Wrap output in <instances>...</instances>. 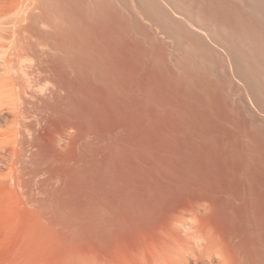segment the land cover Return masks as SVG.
<instances>
[{
	"label": "rangeland",
	"instance_id": "rangeland-1",
	"mask_svg": "<svg viewBox=\"0 0 264 264\" xmlns=\"http://www.w3.org/2000/svg\"><path fill=\"white\" fill-rule=\"evenodd\" d=\"M23 1L54 59L0 119V264H132L173 224L264 264V0Z\"/></svg>",
	"mask_w": 264,
	"mask_h": 264
},
{
	"label": "bare ground",
	"instance_id": "bare-ground-1",
	"mask_svg": "<svg viewBox=\"0 0 264 264\" xmlns=\"http://www.w3.org/2000/svg\"><path fill=\"white\" fill-rule=\"evenodd\" d=\"M4 1L2 0V2H0V25H1V23L4 25H6V23H7V26L9 24L13 25L12 31H13V35H14V40H13V38H11L13 40L11 42L10 41L11 39H9L10 37H7V38L15 46L13 45L12 46L13 48H11V50H14L10 54L11 58H9L6 61L7 62L6 66L10 64V66H7L10 68V70H9V68L7 70H9V72L10 71H13V72H11L12 74L10 77L8 76L9 74L7 71L4 72V73H6V75L7 74L8 75H7V79H5V84L3 86H2V81L4 82V80H2V81L0 80V82H1L0 83V86H1L0 97L2 98V100L0 98V119L3 118L5 115L11 116L10 122H11V124H13L14 131H15L13 133H15V136H17L19 133H21L20 131L22 130V127L24 126L23 124H25L23 122L24 118L25 119L27 118L26 116L28 113L32 114L30 112L32 111L33 108L36 107L35 101L40 98L39 97L36 100L34 99L36 94L34 93V91H33L34 88L32 86L34 84H36L37 81L39 83V79L41 80V78H48V75L50 74V66H52L51 63H52V60L54 59L53 58L51 60V58H52L51 55L54 54V52L50 55V53L48 52L49 47L46 48V49H48L47 52L42 50L40 53V51H37V50H39V48L35 47V43H38V42H35V43L32 42L31 37H30V33H29L31 30H28L26 28V26L28 24H26V26H24V24L22 25L20 23L21 18H22V22H23V16H24V15L20 14L21 12H23L22 10L24 9V8L22 9V3H21L23 0L22 1L11 0L8 4H6L7 1L6 2H4ZM25 2H27V1H25ZM32 3H33V1H32ZM36 3H35V5L38 6ZM28 4L30 5V3H28ZM35 5H34V7H35ZM34 7H32V8H34ZM29 10H30V8H29ZM29 10L27 12H29V14H31L30 11H32V10H30V11ZM34 11H35V9L33 10V12ZM27 12H26V14H27ZM20 15H22L21 18L19 17ZM35 17H36V15H35ZM29 18H30V16H29ZM31 19H33V18L31 17ZM38 19L40 20V18H38ZM186 20H187V18H186ZM31 22H33V21H31ZM184 22H185V20H184ZM189 22H190V20H189ZM187 23H188V21H187ZM191 23H192V21H191ZM37 24L39 25V22ZM197 24H199V23H197ZM198 26H200V25H198ZM190 27H194V26L190 25ZM1 28H2V26H1ZM37 28H38V26H37ZM198 28H200V27H198ZM6 29H7V27H6ZM8 29H10V28H8ZM30 29H33V28H30ZM2 30H4V28ZM34 30H36V29H34ZM195 30H193V31H195ZM4 31L6 33V30H4ZM4 31L3 32L1 31V32L4 34ZM198 31H199V29L197 30V32ZM8 32H10V31H8ZM204 35H207V33L205 32ZM4 36H5V34H4ZM6 36H8V35H6ZM38 36H41V35H39V33H38ZM0 37L2 39L5 38V37L3 38L2 35H0ZM207 37L205 36V38H207ZM7 38H5V41H7L6 40ZM46 38H48V37H46ZM9 41H8V43H9ZM2 47L4 48L7 46L2 45ZM7 48H10V46ZM36 48H38V49L36 50ZM43 48H45V47H43ZM0 49L2 50V48H0ZM3 50H5V49H3ZM8 50H10V49H8ZM5 51H7V49ZM0 52L2 53V51H0ZM6 53H8V52H6ZM6 53H5V55H6ZM24 56H27L30 58L32 57L31 59L33 62H31L30 65L27 64L28 66L24 65L22 63L23 61L19 60V58L21 59ZM230 57L232 58V55H230ZM231 58H230V60H231ZM31 59H29L28 63L30 62ZM15 60H16V63L19 60L17 65L14 62ZM4 63H5V61H3L2 64H4ZM15 68L18 70H15ZM21 76L24 78V80H22ZM1 79H4V78H1ZM46 83H47V81H46ZM2 87H3V89H5V88L6 89L3 90ZM36 90H38V89H36ZM2 92H4V93H2ZM37 92L39 93V91H37ZM48 92L51 93L52 91H48ZM2 96L4 97L5 100L3 99ZM34 110L36 111V109H34ZM32 112L34 113V111H32ZM18 139L19 138L14 139V141L16 143L15 144L16 149H15V161H14L13 165L15 167L18 165L19 155H20V150L17 148V146H18L17 140ZM17 167L15 168L16 172H18ZM15 176H18V173H16ZM16 182H18V181L16 180ZM185 221L186 220L184 217H179L177 220L178 224L181 223L183 225L186 224L187 221L186 222ZM189 229H191L192 232L186 233V236L181 237L180 235L177 234L175 224H173L172 228L169 230L170 232H167L166 237L163 239V244L161 245L160 248L156 247L155 249H153V251L144 250L142 252H139L138 255H135L132 264H232L233 259L230 257V255L227 252V249L225 246L226 243L223 244L220 242L221 240L219 241L215 238V236L214 237L211 236L210 235L211 233L209 234L208 232H204V231L200 230L196 226V224L195 225L190 224ZM232 243H234V242H232ZM94 264H96V263H94ZM97 264H111V263H104V262L102 263L101 262V263H97Z\"/></svg>",
	"mask_w": 264,
	"mask_h": 264
}]
</instances>
